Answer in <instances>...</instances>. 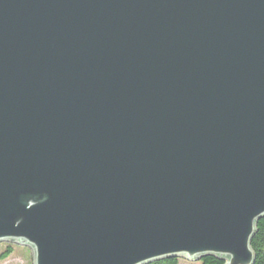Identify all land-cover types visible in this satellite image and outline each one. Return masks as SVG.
<instances>
[{"label":"water","instance_id":"water-1","mask_svg":"<svg viewBox=\"0 0 264 264\" xmlns=\"http://www.w3.org/2000/svg\"><path fill=\"white\" fill-rule=\"evenodd\" d=\"M264 0H0V243L34 264H254Z\"/></svg>","mask_w":264,"mask_h":264},{"label":"trees","instance_id":"trees-1","mask_svg":"<svg viewBox=\"0 0 264 264\" xmlns=\"http://www.w3.org/2000/svg\"><path fill=\"white\" fill-rule=\"evenodd\" d=\"M5 243L2 242L0 245H4ZM13 244L12 242H7L5 249L0 253V259H6L11 255L13 252ZM251 245L255 253L254 264H264V218L260 219L257 223ZM192 261L182 257H173L161 259L149 264H191ZM196 261L198 264H226L224 259L216 255H208Z\"/></svg>","mask_w":264,"mask_h":264},{"label":"rangeland","instance_id":"rangeland-1","mask_svg":"<svg viewBox=\"0 0 264 264\" xmlns=\"http://www.w3.org/2000/svg\"><path fill=\"white\" fill-rule=\"evenodd\" d=\"M6 244L7 242L0 245V253L5 249ZM0 264H34L33 250L30 246L14 243L13 252L8 258L0 259ZM191 264H198V262L192 261Z\"/></svg>","mask_w":264,"mask_h":264}]
</instances>
